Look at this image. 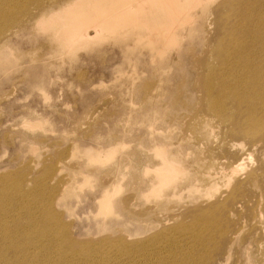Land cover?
Segmentation results:
<instances>
[{
	"label": "rangeland",
	"instance_id": "obj_1",
	"mask_svg": "<svg viewBox=\"0 0 264 264\" xmlns=\"http://www.w3.org/2000/svg\"><path fill=\"white\" fill-rule=\"evenodd\" d=\"M67 1L0 0V253L264 264V90L247 88L244 67L264 64V0L243 5V28L241 0H204L194 24L181 16L178 42L131 24L98 37L86 24L92 40L71 47L56 35L80 13ZM156 147L182 168L159 196L147 172L161 162Z\"/></svg>",
	"mask_w": 264,
	"mask_h": 264
},
{
	"label": "bare ground",
	"instance_id": "obj_2",
	"mask_svg": "<svg viewBox=\"0 0 264 264\" xmlns=\"http://www.w3.org/2000/svg\"><path fill=\"white\" fill-rule=\"evenodd\" d=\"M248 1L249 0H241L240 7L237 5L238 15H239V20L237 21V25L240 24L238 28H243V24H245V22L243 23L241 22L243 17L242 18L240 17L244 15V11L242 10L243 5L244 8L246 9V3ZM201 3L203 4L204 0H70V2L67 1L65 3L66 5L65 7L68 8V11L70 8L74 6L75 10L73 11H78L80 13L70 14L69 12V14H67L68 19L67 16L65 17V20L66 19L69 20V22L66 20L68 24L66 23L65 26L57 29V31L59 30L58 33L57 31L55 32L57 33L56 35H59L58 37L61 39V41H63V43H65V45L71 47L76 43L85 45V43H88L92 40L93 37H91V34L88 32L86 24H89L88 26L94 27V33H95L94 36H98V37L102 36L104 33L107 32L114 33L115 31L118 30L119 27L121 28L131 24L133 26L135 25L141 28L145 27L146 30L152 29L154 32H162V36L164 37V38L162 37V40L172 36L173 37L172 39L178 42L180 36L177 37L178 35L176 33L175 28L179 26L181 22H186V24L187 23L194 24L196 19L193 11ZM260 6L261 8H264V2H262ZM153 7L155 9H153ZM256 14L257 12L255 11L253 13H250V16ZM182 15H184V19H182V21L178 23ZM132 20H134L135 22H132ZM146 25H148V27H146ZM163 33H165L166 35L164 36ZM234 33L235 31L233 32V34ZM142 35L143 34L141 32L138 33L139 39L143 38ZM154 37L149 36V38L151 39ZM244 67L247 70L245 74V79L246 81H248L247 88H256V89L264 90V64L258 65L257 67H254L253 65L245 64ZM209 86L210 83H208L207 87ZM240 87L241 85L237 81V85L234 86L235 89L234 91L238 95L241 90ZM242 88L244 89V87ZM258 92H259L258 90H251L250 96H254L255 93ZM242 102L243 100L241 99V103ZM260 105L263 107L262 110L259 109L260 110L259 113L264 111V95L261 96ZM254 117L256 119H259V117L255 113H254ZM155 151L157 156H159V158L161 159V162L156 165L151 164L152 167H148L147 172L155 174V178H154L155 180H152L153 182L150 188V191L152 192L151 195L159 196L162 195V192L166 188L174 185L175 178L179 175V172L181 171L182 168L180 167V165L177 164L176 158L173 155L172 156L168 155L164 150V148L158 149V147H156ZM226 170L227 167L223 163H220L217 166H215L213 170H209L208 172H206L208 176L206 178L208 185L206 187L204 186L202 187L207 189L206 190L207 194H209L210 188H211L210 190L211 192L213 191V188L216 189V187L219 186L220 183L217 180L218 174ZM231 180L233 179H230L229 181ZM197 185H192L190 187V190L191 188L196 189L197 191L200 190L199 185L198 186ZM115 191H119V189L116 188ZM164 192L166 194V191ZM112 194L113 191L106 190L103 193V195L100 197L99 202H100L101 210L103 212L109 213L112 211L113 209ZM176 195H177L176 193L169 194L170 197ZM154 208H156V206ZM145 213L146 212H144V214ZM24 257H26L24 254H19L14 259L7 261L5 252H1L0 264H34L33 261L27 260Z\"/></svg>",
	"mask_w": 264,
	"mask_h": 264
}]
</instances>
